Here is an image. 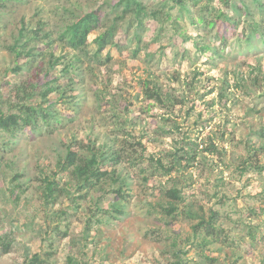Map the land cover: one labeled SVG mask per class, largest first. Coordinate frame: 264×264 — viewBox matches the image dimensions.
I'll list each match as a JSON object with an SVG mask.
<instances>
[{
	"label": "rangeland",
	"instance_id": "rangeland-1",
	"mask_svg": "<svg viewBox=\"0 0 264 264\" xmlns=\"http://www.w3.org/2000/svg\"><path fill=\"white\" fill-rule=\"evenodd\" d=\"M141 1V41L128 15L122 46L95 56L120 0H0V114L52 113L0 129V264H264V0H244L251 16L229 9L239 28L225 0ZM97 9L107 20L86 49L61 39ZM70 149L97 157L96 185L63 168ZM213 212L205 242L195 227Z\"/></svg>",
	"mask_w": 264,
	"mask_h": 264
},
{
	"label": "trees",
	"instance_id": "trees-1",
	"mask_svg": "<svg viewBox=\"0 0 264 264\" xmlns=\"http://www.w3.org/2000/svg\"><path fill=\"white\" fill-rule=\"evenodd\" d=\"M176 4L181 5L180 7L182 9L186 8L187 5L185 4L184 0H173ZM193 4H198L201 0H192ZM258 1V0H256ZM226 3V10L222 11L220 14L221 17H224L228 23L233 25L235 28H239L240 21H235V19H232L229 17V9L233 8L236 12H241L242 8L245 9L246 15L251 16L250 9H247L245 7L244 0H225ZM166 0L162 2V7H167ZM118 5L123 6V12L121 15H117L114 23L111 24L103 33L99 34L94 40V42L97 44V52L95 53V56H99L100 52L105 49L106 46L112 45L117 48H120L122 46L121 39H116V36L119 31V20L127 18V16H131L130 18V26H133L136 31L134 38H137L138 41H141V35L137 32L138 29L144 27V22L147 16H150V11L146 8L145 4L141 0H120ZM174 5H171L173 7ZM154 15H157V12L152 13ZM102 13L99 9L95 11H91L83 15L82 17L78 18V20L74 21L71 24H68L66 29L61 33V39L65 40L72 48L75 49H86V47L89 44V38L90 34L101 28L102 24L106 22L103 21ZM156 17V16H154ZM167 18H171V14L167 13ZM200 21H205L204 18H201ZM195 23V22H192ZM208 23V22H207ZM215 24L214 21L210 22V25ZM257 26V25H255ZM251 29L249 33L245 32V28L243 30L244 37H241L243 41H247L249 44H252L254 39L257 37V35H262V32L259 31L257 27ZM128 36V35H127ZM224 37V36H222ZM65 38V39H64ZM185 41L188 39V37H185ZM125 40V39H122ZM127 41H125L126 43ZM124 43V44H125ZM203 51L211 50L209 46H203ZM138 50L135 51L137 53ZM54 87H49L45 92H43V95L46 96L49 91H54ZM20 89L18 90V92ZM151 96H159V93L156 92L151 87L148 89L147 92ZM31 98V97H29ZM160 98V97H159ZM49 107H45L42 105V103H31V102H20L18 105V111L9 112L8 114H5L1 111L0 114V129L12 132L15 134L16 132L26 129L28 127L34 126L38 123L39 119H47L48 115L52 114L48 111ZM79 162V163H78ZM98 163L97 157H93L91 160L86 161V163L81 160L77 152L73 149H70L66 159L64 161L63 168L69 169L72 166H75L76 173L83 179H85L86 184L89 186L96 185L105 175L106 171H100L98 168H94V165ZM260 170L262 171L263 167ZM50 192H54V184L52 182L49 183ZM121 194V190H119ZM167 195L173 199H180V190L176 188H171L167 192ZM169 211L174 209V205H171L168 207ZM189 216H193L192 212H188ZM217 213H212L210 219H202L201 223L197 225L195 228V233L198 234V229L201 227L204 231V239L205 242L209 237H213L214 234H219L218 227L215 226V218ZM250 235L253 236V238H256V236L253 234V232H250ZM10 250L9 245H5L4 252H8ZM43 259L39 254H36L33 256V258L26 264H42Z\"/></svg>",
	"mask_w": 264,
	"mask_h": 264
}]
</instances>
